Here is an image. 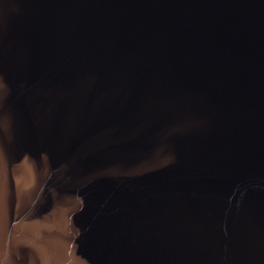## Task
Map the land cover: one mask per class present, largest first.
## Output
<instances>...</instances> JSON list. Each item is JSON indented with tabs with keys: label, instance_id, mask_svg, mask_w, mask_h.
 Wrapping results in <instances>:
<instances>
[{
	"label": "water",
	"instance_id": "water-1",
	"mask_svg": "<svg viewBox=\"0 0 264 264\" xmlns=\"http://www.w3.org/2000/svg\"><path fill=\"white\" fill-rule=\"evenodd\" d=\"M0 264H264V0H0Z\"/></svg>",
	"mask_w": 264,
	"mask_h": 264
}]
</instances>
